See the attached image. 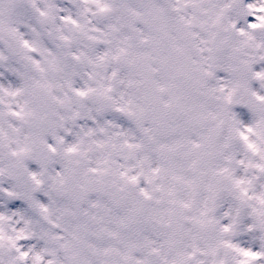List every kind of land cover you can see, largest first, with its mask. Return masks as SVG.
I'll use <instances>...</instances> for the list:
<instances>
[{
    "label": "rangeland",
    "instance_id": "374dc122",
    "mask_svg": "<svg viewBox=\"0 0 264 264\" xmlns=\"http://www.w3.org/2000/svg\"><path fill=\"white\" fill-rule=\"evenodd\" d=\"M235 1L245 7L244 0H81L80 11H74L68 0H0L6 28L11 25L20 38L40 35L38 42L31 39L37 50L32 58L40 61L39 68L45 66L37 82L57 83L60 101L50 128H31L27 115L35 109L28 98L27 57L15 66L0 58V264H216L205 251L221 252L222 264H239L241 256L262 252L264 0H255V19L248 24L244 8L241 16L235 13L240 8ZM221 11L224 34L217 22ZM62 12L71 23L63 21ZM139 49L158 58L159 85L178 107L161 132L143 115L136 73L119 67V55ZM190 55L199 78L209 75L200 93H189L175 78ZM66 80L92 93L78 114L59 91ZM208 110L214 117L203 130L199 117ZM114 120L124 122L122 137L115 136ZM214 133L222 139L215 140L217 162L212 163L206 144ZM50 148L56 152L53 167L46 169L42 151ZM63 158L86 192L82 206L52 187L63 180ZM19 161L28 163L27 176L13 171ZM126 161L135 181H125L120 165ZM111 178L125 205L110 210ZM194 199L199 203L191 208ZM182 213L190 231L195 224H217L214 240L199 243L190 237L186 251L175 249L174 215L180 219ZM253 259L264 264V253Z\"/></svg>",
    "mask_w": 264,
    "mask_h": 264
},
{
    "label": "flooded vegetation",
    "instance_id": "af4514ba",
    "mask_svg": "<svg viewBox=\"0 0 264 264\" xmlns=\"http://www.w3.org/2000/svg\"><path fill=\"white\" fill-rule=\"evenodd\" d=\"M68 4L73 8L74 11H80L79 9H80V6H81L80 5L81 4V0H68ZM34 8L32 6L29 7V9H30V17L33 20H35V14L33 13ZM42 19L43 18H41V21H42ZM62 19H63L64 22L69 21L71 23V18L69 20H67L68 18H66L65 12H62ZM11 22L12 21H10L9 23H11ZM6 25L7 24L3 20L0 19V58L3 61H5V62H8L10 64H14V66H15L17 64V61L21 60L22 56H26L27 57V58H24V63H25L24 66H26V68L28 69L27 72L29 74L30 81L32 82L31 83L32 86L29 85V86H31V88H29L30 91L28 93V98H29L30 102L34 105V109H35L33 111V113L31 112L32 115H30V117H29V114L27 115V120L29 121V123L31 125V128L34 129V126L31 124V122L34 121L36 123V127H40V128H42V130H44L45 126H44L43 123L46 121L45 118H44V113H46V112L45 111H40L38 106L41 105V104H47L48 100L40 101L41 99L37 98V96L38 95H44V92L46 94V91L51 92L53 94L54 98L52 99V101H54V106H55L54 116L57 113V105L59 104L60 101L58 102L57 97H56V91L58 90V88L56 86L55 87L53 86V85H57V83H55V84L52 83L53 85H50L49 83L37 82V80L39 78V76L37 74L45 75V71H44V67L45 66H42V67L39 68L38 66L41 64L40 61L34 60L32 58L33 56H35V53L37 52V50H34V48H33L32 40L38 42L39 38H40V35L37 32H35L33 34L24 35L23 38H20L19 35L17 33H15V31L12 28L11 25H9L7 28H6ZM17 39L19 40L21 46L25 47V49H24L25 52L24 53L23 52H18L17 43H16ZM25 40H27L29 42L28 45H24L23 44V41H25ZM30 45H31L32 49H27L28 48L27 46H30ZM146 53H148L150 55V59L152 61V64H153L154 68L157 70L156 79H157V83L159 85L158 68L156 67L158 65V63H159V60H158L157 57L154 56V54L151 51H143V50L139 49L138 51L134 52L133 54H129L127 52L125 54L122 53L121 55H119V59H118L119 60V67H120V69H122V71L130 69L131 71L136 73L137 78H138L139 87H140L141 91L143 92V93L141 92L142 98H143V109H142L143 115L146 116L149 121H151V122L153 121L155 123L156 128L158 130L157 132H161V131L165 130L166 128H163V126L161 127L159 125V122L162 121L165 118L166 113H168V114L171 115V118H170V123H171L173 121L174 117H175V112L177 111L178 107H177L175 102H172L173 101L172 96H168L170 101L167 100L166 90L161 85H159V86L163 90L164 100L166 102V107L164 109V112L162 111L161 108L158 107L157 104L155 106H152L150 104V101L147 98V95H148L149 92L142 85L143 76L140 74L139 71H135V69H136L135 66H133V67L129 66V63L132 62L135 57L140 56V55L143 56V54H146ZM180 56L183 57V55H180L179 53L176 55V57H180ZM30 57L32 59V63L35 66H32V67L29 66V62H30L29 58ZM189 57L190 56H188L187 58H189ZM72 60L74 62L76 61L74 58H72ZM175 62H178V61L175 60ZM186 62H187V60L184 61L185 64H186ZM47 63L50 65L49 60L47 61ZM47 67H48V69H50V66H47ZM53 68H55V67H53ZM55 69H57V68H55ZM29 70H31L32 72L35 73L34 78H32L30 76L31 72ZM208 77H209V75L207 73L200 75V79H202V81H203V84H202L203 87L201 89H199V91H202L203 89H205V87H206L205 80L207 81ZM39 89H41L43 91H38ZM74 90H76L78 93H80V96H81V94H84V96L80 97L79 99L75 98L71 94V91H74ZM59 91L63 92V93H61V95L63 96V99L65 100V103L66 104H69V103L72 104V106L74 108V112L73 113L76 112L78 114L79 112H81L83 109H85L88 106V103L91 100L92 93H89V92L83 93L84 91L79 90V88H77L74 85V83L72 81H69V80H66L63 83H61V82L59 83ZM1 100L3 102H5L3 99H1ZM80 100H84L85 101L86 107L83 108V109L80 106ZM75 110H78V111H75ZM72 121L73 122H78V121H76V119H74V120L72 119ZM84 122L86 123L87 126H90V125L92 126V123H93V121L91 119L90 120L86 119ZM78 123H80V122H78ZM201 127H202V129H207V126H205V125L201 126ZM48 128H50V127H48ZM113 128H115V131H116L115 136L116 137H122L123 136V134H124V122L122 120H116L115 121V125H114ZM208 137H209L208 138L209 141L214 142L213 135H210V136L208 135ZM106 145L109 147V151H111L110 148H111V146H113L112 142H111V139H109V138L107 139ZM135 146L138 148L139 144L137 143ZM40 151L41 150H39V152ZM78 152L82 153L80 150ZM157 153L159 154V152H157ZM174 154H176V152H174ZM39 157H40V155H39ZM80 157H81V155H80ZM140 159H139V162H140ZM61 160L63 161L62 164H61V169H62V174H63L64 173V166H65L67 161H66L65 158H63ZM122 165L125 166L124 169H126V174H127V176L125 177V181H135V178H131V176H130V170L129 169H131L130 168L131 163L126 161L125 163H122L120 166L122 167ZM76 166H77V164H76ZM138 168H139V164H138ZM138 171L144 173L143 169L139 168ZM110 181H111V186H110L106 196H107V199H108L107 200L108 201V206L110 207V210H111L112 207L114 206V204L118 205L119 207L124 206L125 205V201H124V195L121 194V193H116V191L114 190V184H113V179L112 178L110 179ZM174 198H177V194L174 195ZM136 207H137V205H136ZM134 216H136V215H134ZM126 217H127V220H128L129 211H126ZM181 223H182V226H180ZM128 224L130 226L129 221H128ZM123 225H124V223L122 224L121 228H123ZM184 227L188 228L189 244H190V237H192V238H196L197 237L193 241H198L199 243H202V242L203 243H206V242L211 243V241H213L214 238H215L213 233L209 229V227L202 226V224L201 225H196L195 224L194 225V229H192L190 231L189 227H188V224H187V219L184 216V214L182 213V218H180V219H178V214H177L176 217L174 215L172 236H171V240H170V241H172V244H173L175 249H177L178 247L181 246L180 235H181V232H182ZM162 234H163V232L159 233L158 235H162ZM105 235L103 234L102 236H105ZM170 245H171V242H170ZM196 245H199V244H196ZM211 253H212L211 251H207V252L205 251V255L208 256L207 258L210 261H214L216 264H219L218 261L220 260L221 252H218V251L214 252L210 256ZM201 264H206V263L204 262V263H201Z\"/></svg>",
    "mask_w": 264,
    "mask_h": 264
},
{
    "label": "water",
    "instance_id": "95a60500",
    "mask_svg": "<svg viewBox=\"0 0 264 264\" xmlns=\"http://www.w3.org/2000/svg\"><path fill=\"white\" fill-rule=\"evenodd\" d=\"M147 60H148V56L146 57ZM145 65V66H144ZM144 65H142V74L147 76L148 79L145 81L147 87L149 89H154V77H152L153 75V71L151 70V68L149 67V65L147 66V63L145 62ZM186 81L188 84H192L193 83V79H190L192 78V76H185ZM152 91V90H151ZM160 103H161V100L159 99L157 101V105L158 107H160ZM47 120H50V117H47ZM51 151H47L46 153V157L47 159L44 160V164L46 167H49V165H51V160L53 161V159L51 158ZM22 168H20L21 171H25V167L23 166H20ZM67 184H68V191L73 194L74 196H77L78 193H80L81 191L79 190V182H78V178H77V174L75 172V170L73 168H70L68 170V174H67Z\"/></svg>",
    "mask_w": 264,
    "mask_h": 264
},
{
    "label": "bare ground",
    "instance_id": "6f19581e",
    "mask_svg": "<svg viewBox=\"0 0 264 264\" xmlns=\"http://www.w3.org/2000/svg\"><path fill=\"white\" fill-rule=\"evenodd\" d=\"M246 3H245V7H244V5H243V3L242 2H240V1H235V4L236 5H239L240 6V8H239V10H238V8L236 7L235 8V13L238 11V14L237 15H242V9L241 8H244V14H245V17H243L242 19H247L246 21H245V23H247V21H252L253 22V19H255V14H251V12H253L254 11V8H253V5H254V7H255V0H244ZM237 2V3H236ZM241 3H242V5H241ZM227 5H228V7L230 8V6H231V2H229V3H227ZM229 8H226L228 11H227V13H228V15L229 14H231L232 13V10H230ZM223 16H225V11H221V12H219L218 13V19H217V22H218V27H219V29H220V32L222 33V34H224V25H225V20L223 19ZM229 18H231V17H229ZM232 19H235V18H232ZM241 19V18H240ZM230 23H232V25H235L236 23L234 22V21H230ZM242 23H243V21H242ZM248 24V23H247ZM232 178V180L233 181H236V178L235 177H231ZM208 198H206L205 200H207ZM201 202L203 203V200H201ZM198 203H199V201H197V199H194V201H193V203H191V208H195L197 205H198Z\"/></svg>",
    "mask_w": 264,
    "mask_h": 264
}]
</instances>
